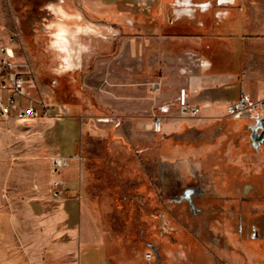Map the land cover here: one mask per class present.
<instances>
[{"label": "rangeland", "instance_id": "1", "mask_svg": "<svg viewBox=\"0 0 264 264\" xmlns=\"http://www.w3.org/2000/svg\"><path fill=\"white\" fill-rule=\"evenodd\" d=\"M1 2L0 51L3 42L14 49L11 61L43 104L38 117L0 114V264H65L50 256L40 212L72 196L68 212L75 221L84 211L85 241L122 247L107 256L155 245L166 264H264L260 117H183L178 108L179 85L198 73L196 53L208 54V0H191V16L176 0ZM56 6L66 24L93 33L81 37L92 52L64 75L53 74L45 50ZM158 89L177 114L164 115L158 143L131 148L115 134L124 121L110 120L120 114L114 106ZM59 155L73 158L56 174ZM69 170L81 185L75 195L63 178ZM56 178L66 183L62 197L52 192ZM90 256L85 250L82 263Z\"/></svg>", "mask_w": 264, "mask_h": 264}, {"label": "crops", "instance_id": "2", "mask_svg": "<svg viewBox=\"0 0 264 264\" xmlns=\"http://www.w3.org/2000/svg\"><path fill=\"white\" fill-rule=\"evenodd\" d=\"M1 1L0 20L3 17ZM208 3L210 7H206ZM208 3H205L203 8L208 10V54L196 53L195 57L199 60H195L194 63L198 73L191 75L184 85L177 84L179 89L176 95L182 87H186L191 102L201 107L202 116L218 117L227 114V105L238 99L243 92L250 93L254 98L264 93V0H235V4H220L218 0H208ZM3 47H7L5 42L2 44ZM4 78L5 75L0 71V84ZM30 86L28 85L27 90L32 95ZM232 87L240 88L238 97L230 95ZM161 96V89H158L155 95H148L139 100L125 99L124 108L114 106L120 114L112 116L110 120L116 123L120 117L124 121V124L117 126L115 134L120 139H125L131 148L139 144L141 149H147L150 140L156 139L158 143V138L164 136L163 133L151 128L153 115L159 112L161 106L166 105ZM24 103L28 105L29 100L24 99ZM136 104L141 106L135 109L133 106ZM166 107L168 110L164 115L177 114L171 108V104ZM107 119L102 120L110 122ZM160 141L162 146L156 145V149L159 147L164 149V140ZM80 149L81 145L72 154L78 153ZM73 174L75 171L69 170L62 176L70 183L66 189L74 191L75 195L76 191L81 190V185L73 178ZM71 199L74 197L58 199L61 204L56 210L45 209L43 213L40 212L46 221L44 228L45 234L48 235L47 248L54 261L83 264L82 256L85 250H89L91 256L87 264H166L155 245L151 246V251L154 252L151 258L146 256L148 252L133 256H123L121 253L105 255V251L111 248V245L116 250L122 247L117 243H103L100 244L102 246H97L95 243L85 241L81 228L85 219L84 211L80 210L77 220L74 221L68 212ZM97 256L100 258H96Z\"/></svg>", "mask_w": 264, "mask_h": 264}, {"label": "built area", "instance_id": "3", "mask_svg": "<svg viewBox=\"0 0 264 264\" xmlns=\"http://www.w3.org/2000/svg\"><path fill=\"white\" fill-rule=\"evenodd\" d=\"M13 57H15L13 48H2L0 71L5 75V78L0 84V114L3 117L13 115L22 119L38 117L40 116L38 104L41 105L43 103L28 93L29 81L23 73L16 69L11 61ZM24 99L29 100L28 105L24 103ZM177 100L181 116L195 117L202 114L201 107L191 102L189 91L186 87L180 89ZM167 110L166 105H163L160 107L159 112L153 115L151 128L154 131H162L164 114ZM227 114L234 118L257 116L264 119V93L262 96L254 98L250 93L243 92L238 99L227 105ZM72 158V156H54L52 158L53 172L56 174L60 173L63 168L69 165ZM65 184L62 179L56 178L52 181V192L55 197L63 196ZM146 256L151 258L154 256V252L150 251Z\"/></svg>", "mask_w": 264, "mask_h": 264}, {"label": "clouds", "instance_id": "4", "mask_svg": "<svg viewBox=\"0 0 264 264\" xmlns=\"http://www.w3.org/2000/svg\"><path fill=\"white\" fill-rule=\"evenodd\" d=\"M182 4L191 16V0H176ZM220 4H235V0H218ZM210 3L206 7H210ZM54 19L46 27L45 34L47 43L45 50L52 54L55 67L52 72L55 75H64L69 72L77 71L81 67L82 58L92 52L91 40L87 42L81 37L91 36L85 27L73 28L65 23L69 14L63 7L56 6L54 9ZM227 13H225L226 15Z\"/></svg>", "mask_w": 264, "mask_h": 264}, {"label": "flooded vegetation", "instance_id": "5", "mask_svg": "<svg viewBox=\"0 0 264 264\" xmlns=\"http://www.w3.org/2000/svg\"><path fill=\"white\" fill-rule=\"evenodd\" d=\"M258 121H259V123L261 124V126H262V128L264 130V119L259 118Z\"/></svg>", "mask_w": 264, "mask_h": 264}, {"label": "trees", "instance_id": "6", "mask_svg": "<svg viewBox=\"0 0 264 264\" xmlns=\"http://www.w3.org/2000/svg\"><path fill=\"white\" fill-rule=\"evenodd\" d=\"M41 112H42V115H45V111L42 110Z\"/></svg>", "mask_w": 264, "mask_h": 264}]
</instances>
